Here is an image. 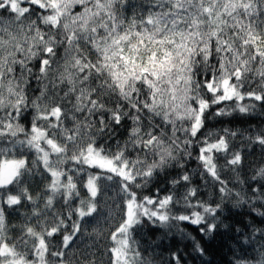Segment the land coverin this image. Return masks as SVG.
<instances>
[{
	"label": "snow or ice",
	"instance_id": "6c2138e0",
	"mask_svg": "<svg viewBox=\"0 0 264 264\" xmlns=\"http://www.w3.org/2000/svg\"><path fill=\"white\" fill-rule=\"evenodd\" d=\"M257 109L264 0H0V264H157L149 227L206 256L183 223L264 264V128L209 127Z\"/></svg>",
	"mask_w": 264,
	"mask_h": 264
},
{
	"label": "trees",
	"instance_id": "16d2710c",
	"mask_svg": "<svg viewBox=\"0 0 264 264\" xmlns=\"http://www.w3.org/2000/svg\"><path fill=\"white\" fill-rule=\"evenodd\" d=\"M217 120H224L226 122L223 124H219L213 121L209 124V127H214L216 129H219L221 127H230L239 130L246 129L249 127L253 129L264 128V113H260L259 109H257L256 113L249 117H224L217 118ZM227 121H231V123H227ZM260 158L261 150L257 146L254 148V150L250 149L246 153V164H251L254 161H259ZM188 167L191 171L194 172L196 170L195 161L189 162ZM246 171L247 169H245V172ZM243 175L244 173H241V177H243ZM226 178L231 180L233 179V176L229 173L226 175ZM194 181L195 184L199 185L201 188L199 194L201 199L211 201L216 198L215 190L212 188L211 185H209L208 187H204L203 181H201L199 177H194ZM156 188H159L161 190V195H164L167 194L170 190V185L167 183L166 178L160 177L141 194L151 195L155 192ZM180 191L182 193L183 189H181ZM175 211H184V209L178 206ZM238 212L243 213L244 209H233V214L229 216L227 220H225V223L234 225L237 228H243V223L239 222L243 221L244 223H246L250 218L244 215H237L236 213ZM180 227L191 237H195L197 240L201 241V243L207 249L206 256L202 258L193 259L196 254L192 251L191 240L181 239L178 233L175 235V237L164 236L162 230H156L149 227L145 230V234L142 238V243L145 246H147L151 242H155L160 245L159 248L155 249V251L160 254L157 259V264H159L160 260L168 256L169 250H175L177 247L186 254L188 264H201L202 260L207 261L208 264H230V262L233 260V254L230 249L237 247L235 240L232 239L234 233L227 232L225 229H221L218 233L214 234V238L206 240L202 238L197 226L183 223L180 225Z\"/></svg>",
	"mask_w": 264,
	"mask_h": 264
}]
</instances>
